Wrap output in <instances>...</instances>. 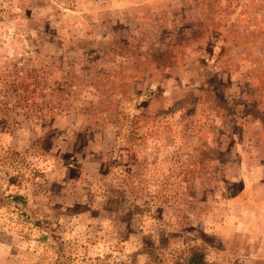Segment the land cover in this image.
Returning a JSON list of instances; mask_svg holds the SVG:
<instances>
[{
    "label": "clouds",
    "instance_id": "9594fccd",
    "mask_svg": "<svg viewBox=\"0 0 264 264\" xmlns=\"http://www.w3.org/2000/svg\"><path fill=\"white\" fill-rule=\"evenodd\" d=\"M2 6L0 264H264V0Z\"/></svg>",
    "mask_w": 264,
    "mask_h": 264
},
{
    "label": "rangeland",
    "instance_id": "374dc122",
    "mask_svg": "<svg viewBox=\"0 0 264 264\" xmlns=\"http://www.w3.org/2000/svg\"><path fill=\"white\" fill-rule=\"evenodd\" d=\"M3 2H7V0H0V27H2L3 23L5 22V9L3 8L2 4ZM11 2L15 3L17 7H20L21 4L28 2V0H11ZM32 17V9L31 8H21L19 12H9V15L7 17V20L10 24L15 25L21 22L26 23L29 21ZM47 30V26H46ZM54 40V38H53ZM53 40H50L49 43L52 44L53 47H55V44L53 43ZM214 53V50H213ZM39 54V53H38ZM209 88L213 93H215L214 96V103L219 106H226L227 100L224 98L223 95V85L214 77H210L208 81ZM251 111V110H249ZM66 159H70V156H66ZM75 171L77 174L79 173V169L75 170H69V174L71 175L72 172ZM107 174L103 169L101 170V175ZM52 191L54 193L61 191V189L54 185ZM16 199H20V197H16ZM124 200H123V194H114L110 193L107 202L104 204L102 210H93V215L96 217H102L104 215H107L112 212H121L124 208ZM81 211V208L79 206L74 205L72 208V214H79ZM159 211V210H158ZM139 212V209H129L128 211H124L122 215L113 216V222H114V229L116 230L117 236L120 239L127 240L129 238V235L132 233V225L136 222V215ZM124 225V228L126 231H122L119 228V225ZM144 244L146 247H151V241L148 238L144 239ZM217 251H223L224 245L223 244H216L215 241H210ZM198 256V260H196L194 263L191 262V264H202L203 261V253H196L192 256ZM200 256V257H199ZM191 258V259H192ZM234 264H246V262L236 261ZM259 264V261L257 262Z\"/></svg>",
    "mask_w": 264,
    "mask_h": 264
},
{
    "label": "trees",
    "instance_id": "16d2710c",
    "mask_svg": "<svg viewBox=\"0 0 264 264\" xmlns=\"http://www.w3.org/2000/svg\"><path fill=\"white\" fill-rule=\"evenodd\" d=\"M200 257V256H199ZM196 260H198V256H194L192 259H191V262L194 263Z\"/></svg>",
    "mask_w": 264,
    "mask_h": 264
}]
</instances>
